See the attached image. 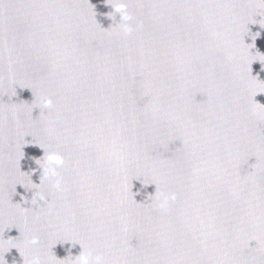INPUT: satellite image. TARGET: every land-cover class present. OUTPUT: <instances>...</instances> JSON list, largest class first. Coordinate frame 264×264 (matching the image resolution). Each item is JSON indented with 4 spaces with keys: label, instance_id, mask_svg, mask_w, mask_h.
I'll return each instance as SVG.
<instances>
[{
    "label": "water",
    "instance_id": "1",
    "mask_svg": "<svg viewBox=\"0 0 264 264\" xmlns=\"http://www.w3.org/2000/svg\"><path fill=\"white\" fill-rule=\"evenodd\" d=\"M81 252L264 264V0H0V264Z\"/></svg>",
    "mask_w": 264,
    "mask_h": 264
},
{
    "label": "clouds",
    "instance_id": "2",
    "mask_svg": "<svg viewBox=\"0 0 264 264\" xmlns=\"http://www.w3.org/2000/svg\"><path fill=\"white\" fill-rule=\"evenodd\" d=\"M113 11H115L119 17H120V27L122 32L125 35H130L133 31V28L131 26V20L132 17L127 11V5L126 4H117ZM51 100L50 99H44L43 100V106L45 108L51 106ZM46 176L53 179L55 181L54 187L59 188L60 187V181L58 179V173H57V168L63 165V158L55 153H51L47 156L46 158ZM176 196L174 193L171 194H161V198L158 203V207L161 208L162 210L167 209L169 206L170 202L175 201ZM32 244L38 243L37 238H33L31 240ZM33 264H39V260L34 259ZM77 264H104V258L101 255H93L92 253H83L81 252L80 255L77 256Z\"/></svg>",
    "mask_w": 264,
    "mask_h": 264
}]
</instances>
